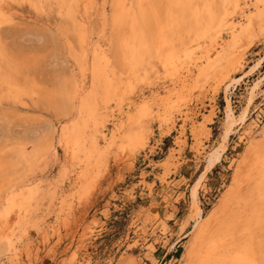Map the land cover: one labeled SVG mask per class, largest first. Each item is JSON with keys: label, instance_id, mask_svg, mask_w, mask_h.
<instances>
[{"label": "rangeland", "instance_id": "obj_1", "mask_svg": "<svg viewBox=\"0 0 264 264\" xmlns=\"http://www.w3.org/2000/svg\"><path fill=\"white\" fill-rule=\"evenodd\" d=\"M172 1L118 0L124 7L119 24L117 0H0V187L31 172L13 192L34 195L11 236L0 240V264L70 258L74 242L60 223L74 238L88 232L78 259L87 256L89 264L179 261L187 240L180 227L189 218V232L194 219L188 215L190 191L207 153L223 140L227 98L240 120L198 187L204 214L264 124V79L242 112L254 83L264 78V60L250 68L264 55V0H191L201 15L220 3L227 25L196 37L181 15L178 34H167L174 54L196 42L175 67L155 44L159 27L176 18ZM231 26L247 32L228 58L217 59ZM130 49H140L137 63ZM236 78L224 91V83ZM53 145L57 161L39 170L38 157ZM18 150H25L23 156L15 155ZM250 230L257 264H264L258 242L264 228Z\"/></svg>", "mask_w": 264, "mask_h": 264}, {"label": "bare ground", "instance_id": "obj_2", "mask_svg": "<svg viewBox=\"0 0 264 264\" xmlns=\"http://www.w3.org/2000/svg\"><path fill=\"white\" fill-rule=\"evenodd\" d=\"M172 2L173 3L171 4L173 6V10L175 11L176 18L173 16L174 19L172 22L171 20H169L167 22V25L163 24L162 26L159 27V31H158L159 35L157 37V40L155 39V44H156V47L158 48V51L160 50V52H163V55L164 54L167 55L168 60H169L168 66L171 65L175 67L177 63L182 61L180 57L185 58L191 55V53L193 52V47H192L194 44L193 42H196L194 40L187 41L185 43L186 44L185 48H183L184 49L183 53L180 54L181 56L178 55L176 57V55L174 54L172 45H170L171 41H168L167 34L170 33L169 31H172V33L178 34V29H181L182 25L184 24L182 21L179 20V17H181L182 15L183 16L182 19H185V18L189 19L190 23L189 24L187 23L189 25L188 26L189 30L187 31L188 32L191 31L194 36L196 35V37H199L201 35H207V33H211L212 31L214 32L213 30L214 28H217L218 30L217 33H220L221 27L227 25V20H226L227 15L225 16L223 9L219 10L218 9L219 7H216V6H219L220 3H216L213 6L205 8V11L204 12L202 11L203 15H201L200 13L201 11L198 13V8L192 5L194 3H192L191 0H173ZM237 3L238 2L236 1V4ZM122 7L123 5L120 2L115 4V11H114L115 23L122 24L123 22L122 18L119 17L120 14L117 15L118 12L121 13L120 11L122 10ZM193 9L195 11V14H193ZM3 15H4L3 12L0 11V19H3L2 17ZM187 16H189V18H187ZM201 18H203V21H205L204 24L201 23V20H202ZM202 26L203 28L201 29ZM229 28L231 30V39L227 41L226 45L224 46L223 52L217 56V59L228 58L231 55L233 49L239 43V41L242 40V36L245 35V33L247 32L246 26L241 28V30L240 29L237 30L234 26H231ZM131 29H132V34H135L134 24L132 25ZM86 30H87V27H86ZM85 34H86V31H85ZM213 36L214 35H212V37ZM217 36L219 35L217 34ZM153 43L154 42H152V45ZM141 46L142 45H139V47ZM180 48H182V46H180ZM138 51H140V49L136 51L134 49H130V50H127V54L133 56L134 58V55L138 56L137 54ZM149 53H151V51ZM139 60L141 59H138L137 57H135L134 63H137ZM232 60H234V58H232ZM263 60H264V55L261 56L252 66H250V68L253 67L254 69H256ZM229 62L231 63L232 61H229ZM206 69L207 67L200 69L199 74L202 75L203 73H205ZM246 72L247 71L245 70L242 76H244ZM187 77H189V75H187ZM0 78H3V77H0ZM240 78L231 79L225 82L224 91H227L229 87H233L234 84L237 83ZM184 79H187V78L184 77ZM263 79L264 78H260L254 83L253 87L251 88L248 99L245 102L244 106L242 107V112L247 111L249 107L251 106V104L253 103V100L257 97V94L259 91L258 88H260V85ZM227 99H228L227 104L224 107L225 115H224V120H223V126H224L223 140L219 142L214 148H212L207 153L206 160H205V168L202 174L200 175L199 179H197L193 183L191 191H190L191 204H190V214L188 215L190 218L193 217L194 219L191 224L192 229L189 232H187L185 229L187 226L190 225L189 218H187L186 221L183 222L180 227L182 237H186L187 240H186V243L184 244L183 251L181 255L179 256L180 258L177 264H257V260H256L257 252L255 251L256 248L254 249L255 245L253 244L254 242L251 241L252 239L250 238L249 234L251 232L250 228L254 225H258L260 226V228L262 227L264 228V124L262 125V130L258 131L257 137L254 139L252 138L253 140L250 143H248L246 147L244 148V150L242 151L240 158H238L232 170L230 181L225 187V190L220 194L216 203L213 204V206L208 210L206 214L203 213L200 207L198 187L201 183L202 178L204 177V172H208L209 169L216 162L221 160V156L226 147L225 143L227 142L229 132L232 129V127L236 126L240 120L239 116H236V117L232 116V107L230 105L229 98ZM72 110L74 111L75 109H72ZM70 113L67 116L69 121L72 117H75L74 112L72 114ZM54 147H55L54 145L53 147L49 146V148L46 149L42 153L41 156L39 155L40 156L38 157L39 160H37L38 163H36L39 170H40V167L44 169L50 164L55 163V161H57V151H56V148ZM24 153H25V150H20V151L18 150L15 153V155L23 156ZM8 155L10 156V154ZM12 159H15V158L13 157ZM18 159L19 158L17 157V160ZM28 167L29 166H27V168ZM17 172H19V170ZM29 174H31V172L26 173L24 175L27 177ZM13 176L15 177V175ZM26 177L21 176L15 180L13 178L8 179V181L9 180L10 181L8 182L7 186H4L2 188L0 187L1 188L0 195L3 197V199L6 200L4 206H1L2 204L0 205V240H3L7 235H9V233L12 231L13 224L17 222V218L19 216L23 215V213L28 210V205L30 204L29 201L34 196L31 192L23 193V194L15 196L13 192L17 184H20L24 179L26 180ZM3 184H5V182ZM40 200L41 199H39V201ZM29 209L31 208L29 207ZM59 225L65 230L66 237H71V242H74L73 244L74 246L72 247V250L70 253V258L68 259L65 258L67 260H62L59 264H65L67 261L72 262V263L75 262V264H89V259L86 258L87 256L83 258V260L78 259V255L80 254L81 250L85 246L84 242H85L88 232L83 231L82 233L77 235V237L74 238V232L73 233L71 232V234L67 233L68 224L60 223ZM57 231L59 230L57 229ZM237 235H239L240 237L236 241L235 236ZM261 238L263 239L258 241L261 245V247L259 248L261 252L260 259L262 260V262H264V235L261 236ZM60 241L61 239H59L57 242L60 243Z\"/></svg>", "mask_w": 264, "mask_h": 264}, {"label": "trees", "instance_id": "obj_3", "mask_svg": "<svg viewBox=\"0 0 264 264\" xmlns=\"http://www.w3.org/2000/svg\"><path fill=\"white\" fill-rule=\"evenodd\" d=\"M213 166H214V165H213ZM213 166H212V167H213ZM212 167H211V168H212ZM211 168H210V169H211ZM202 170H203V169H202ZM202 170H200V172H201Z\"/></svg>", "mask_w": 264, "mask_h": 264}]
</instances>
